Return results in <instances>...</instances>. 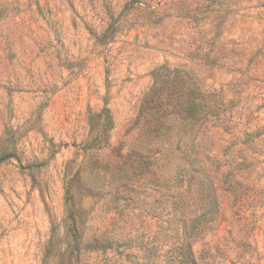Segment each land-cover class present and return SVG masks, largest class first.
Wrapping results in <instances>:
<instances>
[{
    "label": "rangeland",
    "instance_id": "rangeland-1",
    "mask_svg": "<svg viewBox=\"0 0 264 264\" xmlns=\"http://www.w3.org/2000/svg\"><path fill=\"white\" fill-rule=\"evenodd\" d=\"M161 66L219 112L117 171ZM0 157V264H264V0H0Z\"/></svg>",
    "mask_w": 264,
    "mask_h": 264
},
{
    "label": "trees",
    "instance_id": "trees-1",
    "mask_svg": "<svg viewBox=\"0 0 264 264\" xmlns=\"http://www.w3.org/2000/svg\"><path fill=\"white\" fill-rule=\"evenodd\" d=\"M153 83L143 96L135 120L138 138L129 149L130 153L114 162L115 169L127 173L149 172L161 153V146L169 139L179 122L182 127L192 125L203 117L218 114V107L211 108L206 95L197 87L186 84L178 70H168L164 66L152 72ZM88 124L92 138L86 142L84 150L106 148L108 134L113 126L110 110L104 106L98 113H89ZM185 152V157H186ZM3 157H0V162ZM109 163L106 167L109 168ZM73 179L66 182L64 197L65 210L73 201ZM74 221V219H73ZM197 219L190 223L196 227ZM183 224L185 222L183 221ZM79 238L75 242H79ZM110 243L90 240L84 244L88 251L105 250ZM178 264H196L189 244L184 240Z\"/></svg>",
    "mask_w": 264,
    "mask_h": 264
}]
</instances>
